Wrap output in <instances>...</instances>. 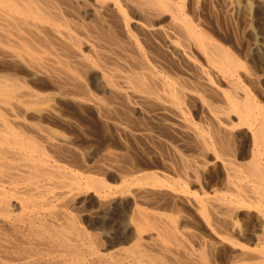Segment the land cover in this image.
I'll return each mask as SVG.
<instances>
[{"label":"bare ground","instance_id":"bare-ground-1","mask_svg":"<svg viewBox=\"0 0 264 264\" xmlns=\"http://www.w3.org/2000/svg\"><path fill=\"white\" fill-rule=\"evenodd\" d=\"M0 264H264V0H0Z\"/></svg>","mask_w":264,"mask_h":264},{"label":"rangeland","instance_id":"rangeland-1","mask_svg":"<svg viewBox=\"0 0 264 264\" xmlns=\"http://www.w3.org/2000/svg\"><path fill=\"white\" fill-rule=\"evenodd\" d=\"M246 17L247 18H245V21L248 24H250L251 23L250 22L251 21V15L247 14ZM253 28H254V25H253ZM106 141H107V138L103 137L100 133H96L95 136L90 138V140H84L81 143L82 145L80 144V150H79L81 152L82 158L85 161H90V162H92V161L97 162L98 161L99 162V161H104L106 159L107 160L111 159L109 156H111V154H114L115 152L120 153L119 148L115 145H113L112 148L111 147L108 148L105 144ZM83 156H85V158ZM216 172H217L216 169L214 167H211V169L208 170L205 174L206 179L208 178L207 180H209V181L214 180L216 177V174H215ZM250 214L251 213H248V214L243 213V216H241V220L238 221L239 228H244L245 226H248L250 224L251 225L254 224V222H255L253 219L254 216H253V214H251V215ZM249 218L252 220H250ZM221 252H224L223 258L225 260L228 251H226V249H222Z\"/></svg>","mask_w":264,"mask_h":264}]
</instances>
